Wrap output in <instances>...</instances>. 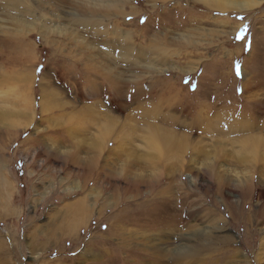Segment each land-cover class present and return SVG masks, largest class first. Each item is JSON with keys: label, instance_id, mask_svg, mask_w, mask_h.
<instances>
[{"label": "rangeland", "instance_id": "obj_1", "mask_svg": "<svg viewBox=\"0 0 264 264\" xmlns=\"http://www.w3.org/2000/svg\"><path fill=\"white\" fill-rule=\"evenodd\" d=\"M0 264H264V0H0Z\"/></svg>", "mask_w": 264, "mask_h": 264}, {"label": "bare ground", "instance_id": "obj_2", "mask_svg": "<svg viewBox=\"0 0 264 264\" xmlns=\"http://www.w3.org/2000/svg\"><path fill=\"white\" fill-rule=\"evenodd\" d=\"M134 181V180H133ZM74 213V212H73ZM78 221V220H77ZM79 222V221H78ZM70 229H71V227H70Z\"/></svg>", "mask_w": 264, "mask_h": 264}]
</instances>
